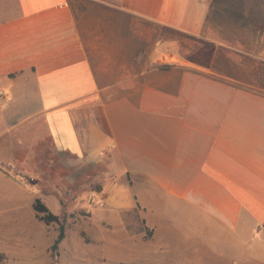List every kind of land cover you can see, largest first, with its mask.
Wrapping results in <instances>:
<instances>
[{
  "label": "crops",
  "instance_id": "0c3cea01",
  "mask_svg": "<svg viewBox=\"0 0 264 264\" xmlns=\"http://www.w3.org/2000/svg\"><path fill=\"white\" fill-rule=\"evenodd\" d=\"M44 149L93 160L110 154L120 170L142 176L146 213L135 203L128 214L142 222L135 239L146 250L143 262H152V244L171 242L181 259L184 241L212 252L216 244L236 245L241 257L259 259L262 0H0V251L6 255L4 228L8 212L22 217V189L5 171L22 172L26 164L32 170ZM128 193L114 198L129 203ZM152 203L160 217L170 219L173 210L171 238L162 239ZM55 239L51 245L47 239L40 262H51L46 247ZM67 239L64 232L60 264L71 262L68 248L77 256L78 245ZM14 240L17 257L22 235Z\"/></svg>",
  "mask_w": 264,
  "mask_h": 264
},
{
  "label": "rangeland",
  "instance_id": "374dc122",
  "mask_svg": "<svg viewBox=\"0 0 264 264\" xmlns=\"http://www.w3.org/2000/svg\"><path fill=\"white\" fill-rule=\"evenodd\" d=\"M264 3V0H262ZM39 154L38 162L26 164L27 169L22 172L7 167L6 174L22 189V217L14 219L8 212V224L4 228L7 233V246L11 251H0V264H60L59 256L51 262H40L41 249L47 243L51 245V238H56L59 225H46L38 221L33 213V202L39 198L49 210L56 215L64 225L67 243H76L78 249L75 258L70 248L66 255L71 262L63 264H240V262H264V254L259 259L241 257L237 246L224 248L216 244L215 251L200 250L198 242L194 245L183 243V251L178 257L175 245L160 243L151 245L152 262H143L142 241L138 242L137 232L142 228L141 219L129 216V205L137 204L143 209V178L141 175H130L119 169L120 165L109 154L100 159H89L88 156L70 153H51L43 150ZM129 183V186H128ZM125 184V185H124ZM19 186L12 189L13 196L20 195ZM129 193H128V192ZM128 193L131 201L114 198ZM112 198V202L107 198ZM136 201V202H134ZM138 201L140 203H138ZM148 207H149V203ZM18 205V204H17ZM128 205V206H127ZM153 205V206H152ZM152 214H156L154 222L163 228L162 239L174 235V213L170 219L156 213L158 203H152ZM164 205L163 203L161 204ZM154 207V208H153ZM14 204L8 203V210H13ZM156 209V212L153 210ZM144 210V209H143ZM146 213V209L144 210ZM162 212V211H161ZM162 215V214H161ZM155 228V227H154ZM147 231V230H146ZM154 229L151 228L152 237ZM22 235L21 249L14 255L16 244L14 237ZM39 236V243L37 237ZM185 237V236H184ZM1 239V237H0ZM257 243H264L258 234L254 236ZM188 246V250L184 248ZM264 246V244H262ZM193 247V248H192ZM50 246L46 247V254L50 253ZM235 248V249H233ZM10 253H12L10 255ZM39 253V254H38ZM71 255V256H70ZM178 258V259H177Z\"/></svg>",
  "mask_w": 264,
  "mask_h": 264
},
{
  "label": "trees",
  "instance_id": "16d2710c",
  "mask_svg": "<svg viewBox=\"0 0 264 264\" xmlns=\"http://www.w3.org/2000/svg\"><path fill=\"white\" fill-rule=\"evenodd\" d=\"M32 208L35 213V218L38 221L43 222L46 225H50V224L59 225L58 234L51 247L52 260H56L59 256V248H58L59 244L64 239V232H65L64 225L60 221V219L56 215H54L39 198L34 199Z\"/></svg>",
  "mask_w": 264,
  "mask_h": 264
}]
</instances>
